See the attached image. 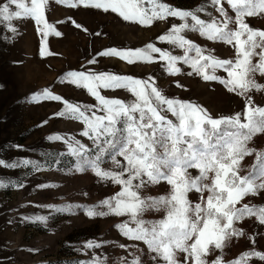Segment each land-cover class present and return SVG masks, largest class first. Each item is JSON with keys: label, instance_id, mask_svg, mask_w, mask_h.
Masks as SVG:
<instances>
[{"label": "rangeland", "instance_id": "obj_1", "mask_svg": "<svg viewBox=\"0 0 264 264\" xmlns=\"http://www.w3.org/2000/svg\"><path fill=\"white\" fill-rule=\"evenodd\" d=\"M0 264H264V0H0Z\"/></svg>", "mask_w": 264, "mask_h": 264}]
</instances>
